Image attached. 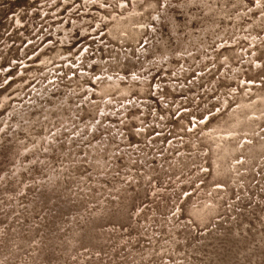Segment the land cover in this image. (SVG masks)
Instances as JSON below:
<instances>
[{
	"label": "rangeland",
	"instance_id": "obj_1",
	"mask_svg": "<svg viewBox=\"0 0 264 264\" xmlns=\"http://www.w3.org/2000/svg\"><path fill=\"white\" fill-rule=\"evenodd\" d=\"M0 0V264H264V0Z\"/></svg>",
	"mask_w": 264,
	"mask_h": 264
},
{
	"label": "trees",
	"instance_id": "obj_2",
	"mask_svg": "<svg viewBox=\"0 0 264 264\" xmlns=\"http://www.w3.org/2000/svg\"><path fill=\"white\" fill-rule=\"evenodd\" d=\"M21 1H23V0H13L11 3L17 4V3H20ZM6 84H7V82L5 84H3V83L0 84V91L6 87Z\"/></svg>",
	"mask_w": 264,
	"mask_h": 264
}]
</instances>
